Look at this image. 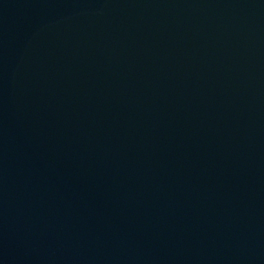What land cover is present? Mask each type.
Instances as JSON below:
<instances>
[{
  "label": "water",
  "instance_id": "95a60500",
  "mask_svg": "<svg viewBox=\"0 0 264 264\" xmlns=\"http://www.w3.org/2000/svg\"><path fill=\"white\" fill-rule=\"evenodd\" d=\"M0 264H264V0H0Z\"/></svg>",
  "mask_w": 264,
  "mask_h": 264
}]
</instances>
